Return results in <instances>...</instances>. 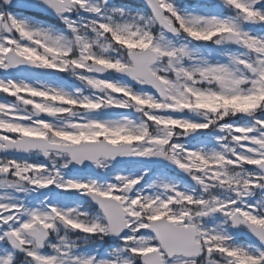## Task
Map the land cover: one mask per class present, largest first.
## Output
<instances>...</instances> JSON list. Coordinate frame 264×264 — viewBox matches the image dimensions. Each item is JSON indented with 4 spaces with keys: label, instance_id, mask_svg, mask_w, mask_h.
<instances>
[{
    "label": "snow or ice",
    "instance_id": "snow-or-ice-1",
    "mask_svg": "<svg viewBox=\"0 0 264 264\" xmlns=\"http://www.w3.org/2000/svg\"><path fill=\"white\" fill-rule=\"evenodd\" d=\"M0 264H264V0H0Z\"/></svg>",
    "mask_w": 264,
    "mask_h": 264
}]
</instances>
